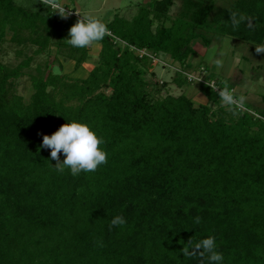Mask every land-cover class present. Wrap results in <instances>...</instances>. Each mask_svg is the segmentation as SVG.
<instances>
[{
  "label": "trees",
  "instance_id": "1",
  "mask_svg": "<svg viewBox=\"0 0 264 264\" xmlns=\"http://www.w3.org/2000/svg\"><path fill=\"white\" fill-rule=\"evenodd\" d=\"M214 3L152 0L131 19L115 15L104 21L110 33L98 42L97 64L72 77L53 67L60 56L76 68L89 59L90 47L65 40L79 17L0 0V47L9 40L25 56L15 66L0 60V264H201L180 250L209 235L221 264H264V113L245 105L233 115L211 80L221 90L236 84L213 71L197 81L209 101L198 105L185 93L162 95L165 83L148 77H156L154 60L168 55L179 65L174 82L192 83L186 72L210 67L191 61L194 39L212 43L198 31L208 25L264 42V0ZM232 12L247 18L235 29ZM53 47L54 60L29 73L30 97L18 93L34 55ZM73 120L104 140L108 162L95 172L61 174L41 147L43 135ZM117 215L127 223L110 229Z\"/></svg>",
  "mask_w": 264,
  "mask_h": 264
},
{
  "label": "rangeland",
  "instance_id": "2",
  "mask_svg": "<svg viewBox=\"0 0 264 264\" xmlns=\"http://www.w3.org/2000/svg\"><path fill=\"white\" fill-rule=\"evenodd\" d=\"M152 0H64L66 5L75 8L81 15H90L101 19L103 22L112 19L115 15L131 19L137 14L138 10ZM235 0H215V9L231 7ZM27 3L33 5L28 9L37 10L40 0H26ZM67 6L66 9H67ZM181 7L180 1H176L171 7L172 15L179 12ZM45 9L48 7L44 6ZM214 9V10H215ZM71 15H77L76 11L72 10ZM212 15V14H211ZM80 18V17H79ZM212 17H210L211 19ZM169 24V22H168ZM198 31L212 39L210 46L204 45L202 38L194 39L192 45L195 47L196 52L191 56V61L196 66L198 63L208 62L210 67H204V64H199L195 74L199 79H204L210 72H214L218 78L225 82L235 83L234 92L239 96L243 95L245 105L264 113V54H257L255 47L264 45L251 41L242 40L229 35H222L217 32L215 26H205L199 28ZM9 37V36H8ZM20 47L9 40H5L0 47V60L6 64L15 66L22 61L25 56L18 54L17 49ZM36 46L29 45L26 47L25 52L28 55L33 54ZM101 45L95 44L90 47L89 59L80 67H75L74 60H66L60 56L59 62H55L53 71L60 73L64 72L72 77H86L89 71L97 64L98 54ZM206 48V49H204ZM55 47L49 54L34 55L33 61L29 68L25 69L23 74L17 80L18 93L29 98L33 92L32 83L29 73L35 72L38 64L44 67L45 62H52L55 56ZM221 61V66H217L214 61ZM61 61V63H60ZM177 62H173L170 56L164 55L161 62L157 59L154 60V71L156 77L150 73L148 77L158 86H162V95L173 94L179 95L185 93L192 97L196 105L199 103H208V98L200 91L198 79L194 78L192 83L180 87L174 82L175 70L179 67ZM153 70V69H150ZM193 76V75H191ZM197 79V80H196ZM212 81V80H211Z\"/></svg>",
  "mask_w": 264,
  "mask_h": 264
},
{
  "label": "clouds",
  "instance_id": "3",
  "mask_svg": "<svg viewBox=\"0 0 264 264\" xmlns=\"http://www.w3.org/2000/svg\"><path fill=\"white\" fill-rule=\"evenodd\" d=\"M40 2L52 10V13H58L62 19H67L72 10L80 17L69 29L68 36L65 39L67 44L74 48L92 47L102 41L109 34L107 24L101 19L90 16L81 15L75 8L69 7L64 0H40ZM18 6L25 8L33 7L26 0H16ZM67 9L66 10V7ZM247 18L243 14L237 12L230 13V21L232 27L238 28L241 22ZM251 21H248L251 27ZM257 54H264V45L255 47ZM217 66H221L220 60H215ZM222 105L228 106V110L233 115H238L240 111L245 109L246 98L243 95L239 97L234 95V90L225 86L218 92ZM104 140L100 137L87 123L71 121L62 124L57 131L51 135H43L42 148L50 149L51 159L56 161L55 169L63 174L65 169H70L73 176H78L81 172H95L99 166L108 162V153L101 147ZM63 153L64 159L61 161L60 154ZM201 218H194V223L199 224ZM127 223L122 215L115 216L109 225V228L122 227ZM102 246V245H101ZM184 257L201 258V264H204L206 258L208 264H221L224 259L223 253L217 251V243L215 236L195 241L189 238L181 248Z\"/></svg>",
  "mask_w": 264,
  "mask_h": 264
},
{
  "label": "built area",
  "instance_id": "4",
  "mask_svg": "<svg viewBox=\"0 0 264 264\" xmlns=\"http://www.w3.org/2000/svg\"><path fill=\"white\" fill-rule=\"evenodd\" d=\"M66 10H68V9H66ZM73 12H74V10H73ZM76 16H78V15H76ZM79 17V16H78ZM110 33V32H109ZM142 52H145V51H142ZM196 72H186V76H187V79L189 80V81H194V78H197L198 79V81H203L204 79H199V77H197V75H194ZM191 75H193V76H191ZM196 79V80H197ZM211 85H213L214 87H215V89H217L218 91H220L221 89L220 88H218L217 86H216V83H215V81L214 80H212L211 81Z\"/></svg>",
  "mask_w": 264,
  "mask_h": 264
},
{
  "label": "crops",
  "instance_id": "5",
  "mask_svg": "<svg viewBox=\"0 0 264 264\" xmlns=\"http://www.w3.org/2000/svg\"><path fill=\"white\" fill-rule=\"evenodd\" d=\"M65 3V2H64ZM65 4H67V3H65ZM233 37V36H232ZM204 49H206V48H204ZM208 63V62H207Z\"/></svg>",
  "mask_w": 264,
  "mask_h": 264
}]
</instances>
